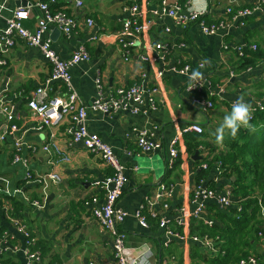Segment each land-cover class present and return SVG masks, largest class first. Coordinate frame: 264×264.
Returning a JSON list of instances; mask_svg holds the SVG:
<instances>
[{"label":"crops","instance_id":"obj_1","mask_svg":"<svg viewBox=\"0 0 264 264\" xmlns=\"http://www.w3.org/2000/svg\"><path fill=\"white\" fill-rule=\"evenodd\" d=\"M37 1L49 0H28L26 7L30 16L24 24L30 30H35L42 16L40 7L35 4ZM83 1L82 7L76 6L75 0L50 3L52 10L67 12L76 18L78 24L70 35H64L51 25L46 37L52 40L53 48L63 59L70 58L81 45L89 51L91 58L80 61L72 68L73 84L85 102L91 104L98 97V77L102 80L106 96L119 86H129L135 82L141 83L145 90L158 89L155 94L156 109L148 113L120 110L111 114L90 111L88 115L89 130L99 134L114 148L126 168L128 181L118 206L128 213L121 224L127 234V252L129 256L147 253L148 264H214L208 258L220 255V245L224 240L221 242L219 237H211L215 249L194 241L190 238L193 235L192 222L195 225L205 222L210 226L216 224L226 228L227 223L217 215V210L232 217V209L237 207L224 206L217 198H200L193 203V188L200 171L210 168H203L202 165L228 151L225 143L220 146L215 142V130L231 111L232 104L243 96L252 105L256 100L254 94L262 91L259 84L264 81V61L255 67L239 70L237 48L245 44L264 43V15L259 11L250 16L245 26L235 21L217 33L207 34L195 22L187 27L177 24L173 17L161 13L162 8L182 4L186 13L192 9H206L208 19L218 20L228 16L229 6H252L255 0ZM133 3L143 4L141 21L146 29L136 40L130 54L126 55L117 34L129 17L123 7ZM17 7V0H3L0 3V29L6 26L7 18ZM87 18L94 20L92 26L87 24ZM160 41L173 46L166 60H143L142 55L153 53L154 45ZM5 59L6 65L0 67V133L5 122L1 112L5 103L12 106L19 117L18 133L27 143L24 154L34 177L28 179L27 168L13 162L11 139L0 140V261L4 262L2 264H27L26 237L15 225L12 219L15 217L29 228L41 250L45 248L41 260L35 264H113L112 237L92 216V210L104 201L107 191L105 180L111 169L81 142L71 138L66 131L67 124L37 128L38 120L28 107V96L32 90L45 84L53 67L39 48L17 38L14 46L5 53ZM186 65L190 66V73L200 71L210 85L205 84L200 90H189V74L179 71ZM159 72H162V76L158 75ZM59 85V82H55L53 91ZM207 90L210 95H218L214 108L209 111L196 107L192 102L196 96L209 98ZM144 101L143 108H148V95ZM190 123L200 124L205 129L204 136L199 138L201 146L190 153L183 136L177 161L179 164L169 168L166 164L169 142ZM53 129L56 145L69 156V160L62 159L54 151L42 149L47 141H51ZM141 129L148 130L154 139L160 141L162 149L139 153L137 138ZM196 152L198 156L194 158ZM50 170L58 172L62 181L51 183L44 189L43 184L35 178ZM199 180L219 196H226L229 191L232 194L234 177L221 175L215 165ZM163 182L175 186L174 194L168 200V207H164L162 201L152 206L158 217L149 221V227H143L135 213L148 197L155 199ZM94 197L98 199L97 202L92 200ZM14 199L23 203L19 212L14 207ZM35 201L43 207L39 208ZM232 201L237 204L246 200L240 202L232 194ZM199 203L204 204L202 218L193 217L189 225L179 226L177 218L180 208L187 206L195 209ZM260 213L261 210L256 212L248 222L247 226L255 230L250 235H245L249 228L244 231L242 240L249 239V243L243 242L239 246L240 255L245 252L264 256V239L256 235L261 223ZM161 217L166 218L168 226L185 238H172L166 244L165 229L159 226ZM194 245L198 249L194 250L193 256ZM201 254H205L203 261L199 258Z\"/></svg>","mask_w":264,"mask_h":264},{"label":"built area","instance_id":"obj_2","mask_svg":"<svg viewBox=\"0 0 264 264\" xmlns=\"http://www.w3.org/2000/svg\"><path fill=\"white\" fill-rule=\"evenodd\" d=\"M2 1L3 0H0V3ZM52 2H55V0H49L48 2L37 1L35 3L42 11V16L39 19L35 30H30L24 24L30 16L29 9L26 6L17 7L12 15L7 18L6 26L0 29V67L6 65L7 60L5 59V53L14 46L17 38L24 40L29 46L39 48L43 56L52 64V72L46 79L45 84L32 90L28 96V107L32 110V114L38 120L37 128H54L58 125L67 124L66 131L71 135V138L75 142H81L88 151L99 156L111 169V173L106 176L105 180V188L107 191L104 201L100 206L92 210V216L112 237L114 255L113 264H148L149 255L145 252L139 255L129 256L126 249L127 234L121 228V224L128 215L125 210L118 206V202L123 195L128 181L125 165L109 143L104 141L99 134L89 130L87 121L90 111H99L107 114L120 110H126L132 113H148V111L156 109L157 104L155 94L158 89L154 87L145 90L141 83L135 82L129 86H119L112 94L106 96L102 80L98 77V97L91 104L85 102L73 84L72 68L82 60H89L91 56L84 45H81L68 59L61 58L53 48L52 40L49 37H46L48 27L54 25L64 35H70L78 22L74 16L65 11L52 10L50 6V3ZM75 4L78 7H82L84 1L75 0ZM142 6L143 4L133 3L123 7V10L128 13L129 17L124 21L122 29L117 34V39L122 44L123 51L126 55L130 54L136 40L139 39V36L142 35L146 29L145 24L141 21L144 11ZM187 10L189 9L187 8ZM259 11L264 15V0H255L252 6H245L236 9L229 6L227 8V17L212 21L207 20L208 10L192 9L186 13L182 4L164 6L161 13L173 17L176 23L183 27H187L190 23L195 22L200 26L203 32L214 34L221 29L228 27L231 22L236 21L241 26H245L246 23L244 20ZM86 22L90 26L94 24L92 18H87ZM172 47L173 46L169 42L160 41L154 45V52L150 55H142V59L145 61L159 59L166 60L172 52ZM244 47H246V44L237 48L239 54H243ZM250 48L255 50L257 45L252 44ZM189 70L190 66L186 65L179 71L188 73L190 77L192 73H190ZM158 75L162 76V72H159ZM207 81L210 82L206 78L197 83L196 81L191 80V83H189L187 88L189 90H200L205 84L210 85ZM55 82H59L60 85L57 90L53 91V84ZM63 88L64 90L62 91L61 89ZM146 95L149 96L150 104L148 108H143ZM0 101H2L1 96ZM192 102L193 105L205 111H209L215 106L210 98H204L202 96L194 97ZM252 106L254 111L256 108L261 110L264 109L260 100H255ZM1 112L5 116V122L3 130L0 133V140L6 141L7 139H11L14 146L13 162L23 164L27 168L26 177L31 179L34 176L29 171V160L24 154L27 143L25 142L24 137L18 133L20 129L18 125L19 117L17 113H15L13 107L5 103L2 104ZM204 131L205 129L202 125L190 123L187 124L180 133L176 134L169 142L168 156H166L167 167L171 168L175 166L178 161L181 153L180 143L183 140L185 133H203ZM50 139L51 141H47L42 149L46 152L54 151L56 154L61 155L62 159L69 160V156L63 154L61 149L56 145L54 140V129L51 132ZM137 146L139 153H152L156 150L162 149L163 144L154 139L148 130L141 129L138 131ZM219 165L220 164L216 167L220 173ZM202 166L203 168H208L207 162ZM35 180L42 183L44 189H47L51 183L58 184L61 182L62 176L58 172L50 170L38 176ZM174 189L175 186L173 184L161 183L155 199L153 200L148 197L146 202L141 205L138 211H136L135 216L143 227L150 226L149 216L152 218L158 217L157 211L152 208L155 203L162 201L163 206L168 207V200L172 198ZM193 198V203H196L200 198L202 200L217 198L224 206L229 207L235 205L239 211L242 210V203L234 204L230 191L226 196H219L214 189L205 187L202 181L197 182L194 186ZM92 200L97 202L98 199L94 197ZM34 204L39 208L43 207L38 201H35ZM260 210L261 223L259 225L257 236L264 239V206L261 205ZM203 212V203L197 204L195 209H189L187 206H182L180 208V215L177 218V223L179 226L189 225V222L193 217L197 219L202 218L201 214ZM12 219L17 228L21 230L26 237L27 264H35L36 262H39L42 257V252L39 249L30 250L28 248L35 241L31 231L19 219L15 217ZM208 223L211 224L210 221ZM168 224L166 218L161 217L159 219V226L165 229L167 235L166 244H168L172 238H185L183 234L170 228ZM190 238L207 248L215 249L213 240L208 235L202 236L199 234H193ZM53 264H58V262H54ZM238 264H264V256L250 254L247 257L242 258Z\"/></svg>","mask_w":264,"mask_h":264},{"label":"trees","instance_id":"obj_3","mask_svg":"<svg viewBox=\"0 0 264 264\" xmlns=\"http://www.w3.org/2000/svg\"><path fill=\"white\" fill-rule=\"evenodd\" d=\"M245 7V6H243ZM234 8V7H233ZM240 8V7H237ZM236 9V8H234ZM248 18L244 20L247 23ZM208 21H212L208 19ZM257 48L254 50L250 48V44H246L244 47L243 54H238L239 57V70L248 69L255 67L258 63L264 61V43L259 42ZM259 89L262 91L256 96V100H260L264 106V81H261L259 84ZM209 98L216 103L218 95L213 93L210 95V92L207 90ZM251 125H254V129L241 127L238 131V134L233 138L230 134H226L224 142L228 151L224 155L215 156L212 160L207 161L208 167L213 165H219L220 174L226 178L234 177L233 181V196L237 197L241 202L243 199L246 201L242 202V210L238 211L237 208L232 209L234 215L228 216V214L217 210V215L226 221V228H221L220 226L213 224L212 226L206 224L205 222H198V225L194 224V221L191 225V233L199 235H208L209 237L217 238L222 242L220 245V255H217L215 258H208V261L213 262L214 264H229V263H239L242 258L247 257L249 254L245 252L242 255L239 254L238 248L241 244L249 243V239L243 241L244 231L249 228L248 222L253 218L256 212L260 211V202L264 206V109L256 108L253 112V118L251 120ZM186 133L185 141L187 144L188 151L194 153L201 146L200 137L204 136L203 133ZM179 163L176 162V166ZM209 169H202L201 173L197 176L198 182L199 179L205 177ZM253 197V198H252ZM13 203L15 204V209L19 212L23 208V203L20 200L14 199ZM147 214V213H146ZM149 216V215H148ZM252 216V217H251ZM153 218L149 216V221L151 222ZM258 221H256L257 223ZM255 228L250 227L245 235H250L253 233ZM259 227L256 230V235L258 233ZM240 235V236H239ZM244 242V243H243ZM30 250L39 249L42 254L45 252V248H41L38 245V242H35L28 247ZM198 247L194 245L193 247V256L194 250H197ZM205 255V254H204ZM201 254L199 258L204 260L205 256ZM4 263L0 261V264Z\"/></svg>","mask_w":264,"mask_h":264},{"label":"clouds","instance_id":"obj_4","mask_svg":"<svg viewBox=\"0 0 264 264\" xmlns=\"http://www.w3.org/2000/svg\"><path fill=\"white\" fill-rule=\"evenodd\" d=\"M190 79L200 82L203 79V74L200 71H193ZM253 106L247 102L244 97H240L231 106V111L223 118V122L215 130V142L223 146L226 134H230L233 138L236 137L241 127L252 128L251 120L253 118Z\"/></svg>","mask_w":264,"mask_h":264},{"label":"water","instance_id":"obj_5","mask_svg":"<svg viewBox=\"0 0 264 264\" xmlns=\"http://www.w3.org/2000/svg\"><path fill=\"white\" fill-rule=\"evenodd\" d=\"M27 2L28 0H17V5L25 7L27 5ZM197 156H198V152H196L193 157L197 158Z\"/></svg>","mask_w":264,"mask_h":264}]
</instances>
